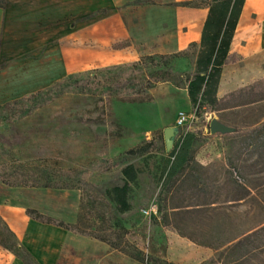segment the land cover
<instances>
[{"label": "rangeland", "instance_id": "374dc122", "mask_svg": "<svg viewBox=\"0 0 264 264\" xmlns=\"http://www.w3.org/2000/svg\"><path fill=\"white\" fill-rule=\"evenodd\" d=\"M176 6L174 0H0V106L49 89L52 98L60 92L69 93L71 89L67 86L58 87L69 75L136 62L149 54H177L171 60L176 81L192 74L196 49L177 47ZM113 16L123 18L132 39L111 45L96 41L98 37L103 39V24ZM245 20L252 35L239 47L232 48L241 59L224 69L222 87L231 94L256 84L254 90L221 101L217 110L197 112L190 104L186 88L166 82L151 90L153 100L149 103L111 101L110 116L104 126L76 124L75 133L68 137L59 129L57 136L51 135L49 141L53 148L65 152V169L74 168L66 174L79 189L11 188L0 184V216L7 226L13 231L8 211L22 212L25 224L32 225L34 220L26 216L29 209L48 219L75 224L84 203L80 230L94 231L101 227L97 215L111 212L125 229L112 230L120 234L118 238L112 235V239L144 261L90 236L70 234L74 241H80L77 251L80 264H264V247L240 263L234 261L242 250L235 254L225 251L226 247L216 250L227 239L264 222V0L249 1ZM186 52L188 56H181ZM250 101L254 102L241 105ZM181 113L188 117L183 127L178 125ZM213 119L234 131L212 135ZM109 122L124 128L121 138L115 137L116 128ZM168 128L174 130L173 147L192 137V156L201 165L208 164L207 182L218 197V206H209L206 211L203 204L210 205L215 196L192 200L191 206L200 204L202 209L199 213L191 210L179 227L182 232L163 217L167 206L159 183L163 161L170 152L164 137ZM104 134L108 148L105 154H100L103 144L94 135ZM248 142L258 146L246 152L243 145ZM146 144H151V151L138 156L128 154L129 150ZM237 155L241 156L239 166L248 175L253 189L251 197L239 203L233 201V186L224 172L227 160L236 161ZM129 164L140 170L138 183L133 186L130 212L118 214L109 203L100 205L90 199L105 200L107 189L121 186V169ZM108 166L111 169L105 171ZM154 207L157 213L153 212ZM114 222L107 221L104 228L109 231ZM35 225L39 234L62 240L54 228V232H45L41 222ZM180 232L195 241L182 237ZM24 235L21 240L13 241L0 224V241L12 249L0 245V264L13 261L14 264H70L71 238L69 242L64 239L57 243V246L65 245V249L55 250L53 244L42 255L37 252L39 245L33 247Z\"/></svg>", "mask_w": 264, "mask_h": 264}, {"label": "trees", "instance_id": "16d2710c", "mask_svg": "<svg viewBox=\"0 0 264 264\" xmlns=\"http://www.w3.org/2000/svg\"><path fill=\"white\" fill-rule=\"evenodd\" d=\"M246 1L194 0L188 3V5L207 8L208 15L200 42L190 45L191 48L196 49L194 71L177 81L173 78L171 68V60L178 57L177 54L172 56L149 54L142 56L136 62L69 75L61 80V83L58 82L60 83L58 87L67 86L71 89L69 93L60 92L52 98L51 89H49L43 93L39 91L12 103L1 105L0 184L11 188L79 189L66 174L72 172L74 168L65 169L63 165L64 159L67 158L64 155L65 152L60 148H53L49 140L51 135L57 136L59 129H61L60 132L63 133L64 137H68L75 133V126L78 124H86V126L106 125L105 119L110 116L109 104L113 100L128 104L149 103L153 100L152 89L162 83L173 82L176 87L187 89L192 108L200 112L208 109L217 110L221 101L254 90L256 84L239 89L224 97L223 100L218 99L217 96L224 66L235 64L241 59L238 53H231V45ZM181 56H188V52ZM83 101L85 103L82 105ZM253 102L250 101L241 105L244 106ZM226 108L229 107H224V109ZM69 123H73L72 127H69ZM109 124L116 128L115 137L121 138L124 128L113 122H109ZM94 138L101 140L103 145L99 149V153L105 154L108 148L106 134L94 135ZM192 143V137L177 142L170 150L168 159L163 161L160 170L163 190L167 189L168 191L169 185H173L184 174V178L192 190L190 192L192 200H199L200 196L208 198L211 195L218 199L214 187L207 182L208 174L206 171L208 168L203 167L192 156ZM255 146L258 144L248 142L243 145V148L246 152H250ZM151 149V144H146L129 150L128 154L138 156L151 151ZM239 162L240 158H237L236 161L231 158L228 159L224 172L227 181L233 186L232 190L235 195L233 201H246L252 195V186L246 177L247 175L243 174ZM109 169H111L110 166L106 167L105 171ZM121 174L123 184L107 189L105 200H96L92 197L90 199L100 205L109 203L116 213L125 214L132 210L130 200L133 186L138 183L140 170L129 164L121 169ZM220 193L218 195H221ZM164 195L166 197V194ZM213 199L210 205L203 204L204 211L214 203ZM84 200L83 197L82 202ZM198 205L200 206V204ZM205 205H207L206 208ZM84 207L85 205L82 203L81 213L75 224L48 219L33 209L27 210V215L37 221L54 224L80 235L90 236L108 244L112 249L120 250L136 260L144 261L142 257L128 253L120 241L112 239L117 228L118 231H125V229L119 226L116 217L111 212L97 215V222L100 221L101 227L94 229V231L80 230V223L84 218V214H82ZM201 209L202 206L200 209L194 208L192 210L199 213ZM107 215L109 216L108 219H106ZM163 217L168 222V213H165ZM107 221H115L110 226L109 231L104 228ZM0 224L6 228L9 238L17 241L15 234L1 216ZM112 230L114 231L112 232ZM119 235L118 233L115 236L118 238ZM263 244L264 222L227 239L216 250L226 247L225 251L232 254L242 250L243 252L234 261V263H240L248 255L261 250L264 247ZM0 245L7 250H12L2 241H0ZM165 264L170 263L166 262Z\"/></svg>", "mask_w": 264, "mask_h": 264}, {"label": "crops", "instance_id": "0c3cea01", "mask_svg": "<svg viewBox=\"0 0 264 264\" xmlns=\"http://www.w3.org/2000/svg\"><path fill=\"white\" fill-rule=\"evenodd\" d=\"M174 1L177 4L174 10L175 11L174 13L176 15V24H177V30H178V46L177 47L179 50H182V49L188 48L192 43L200 42L203 26H204L205 20L208 15V9L203 6H198V5L197 6L196 5L183 6V4H188L189 2L194 1V0H174ZM196 23L198 24L196 25ZM103 33H104L103 39L98 37V39L96 40L97 38L96 32L93 33V39L99 42L103 41V43L107 45H111L116 42H125V41H129L132 39L131 33L125 21L123 20L121 16H113L112 18H110V20L106 21L103 24ZM232 48L233 47L231 45V53H234L232 51ZM230 65H233V64H230ZM230 65L224 66L223 73H224V69ZM223 73H222L219 88H218V93H217L218 98H221V97L223 98L225 95H228L230 93V92L229 93L226 92V88L224 86L222 87L223 80H224ZM5 77L6 76L4 75V77L2 78L3 81ZM237 158H241V156L237 155ZM194 159L199 164H203L199 162L195 157ZM202 166L207 167L208 164H204ZM184 177H185L184 174L181 175L180 178H178L174 182L173 185H169L168 191L167 189L163 190L162 182L159 183L160 191L163 194H166V197H164V201L167 206L168 224L173 227H177L179 231L181 232L182 230L179 227H181L184 224L185 219L187 218L188 215H190L189 212L194 208L195 209L201 208V206L199 205L194 206V207L191 206L192 199L190 196V192L192 190L190 188V185L188 184V181ZM252 190L253 189H251V192ZM242 201L244 202L245 200H237L235 202L239 203ZM213 202L214 203L211 206L213 208H216L218 206V201L216 197L215 199H213ZM206 207L207 205H205V208ZM8 213H9V217L11 218V222H13V225H14V229L13 231L12 230L11 231L15 234L17 240H21L22 239L21 237L25 234L24 238L26 242L28 243L30 241V244L33 247L35 245H39L37 252L38 251L41 252L42 255H43V250H50V247H52L53 244H56V246L54 247L55 250L65 249V245L57 246V243L58 244L60 243L61 238H58L57 239L58 242H55L57 240H55L56 238L54 236H49L48 234L47 236H43V233L39 234L38 227L35 224L40 221H37L32 218L34 220L33 221L34 223L32 225H26L25 218L22 212L8 211ZM26 216L28 215L26 214ZM16 220L19 221L18 225L16 224ZM41 223L43 224V231L54 232L52 231L54 228V230H57L58 234L62 237V240L65 239L67 241V240H70L69 238L72 239L71 241L73 242V245H72L73 248L71 250L72 252L70 253V256L68 255V258L70 260V264H80V257H79V254L77 253V251L80 249V241L77 239H75L74 241V239L70 235V234H77V233L71 232L67 229H64L54 224H47L43 222ZM177 228H175V230ZM181 236L184 238H188L191 241H195L184 233H181ZM11 264H14V261Z\"/></svg>", "mask_w": 264, "mask_h": 264}, {"label": "water", "instance_id": "95a60500", "mask_svg": "<svg viewBox=\"0 0 264 264\" xmlns=\"http://www.w3.org/2000/svg\"><path fill=\"white\" fill-rule=\"evenodd\" d=\"M234 131L233 128L219 122L217 119H213L210 122V132L212 135L215 134H229ZM174 136V130L172 128H168L164 131V137H165V143L166 148L168 151H170L173 147V138Z\"/></svg>", "mask_w": 264, "mask_h": 264}, {"label": "bare ground", "instance_id": "6f19581e", "mask_svg": "<svg viewBox=\"0 0 264 264\" xmlns=\"http://www.w3.org/2000/svg\"><path fill=\"white\" fill-rule=\"evenodd\" d=\"M249 1L247 0L245 3V7L243 10V13L241 15V20L240 23L237 27L234 39H233V43H232V47L236 48L239 47L241 45V43L249 36L252 35L251 30L246 26V20H245V16L248 10V5H249ZM250 41V40H249Z\"/></svg>", "mask_w": 264, "mask_h": 264}, {"label": "built area", "instance_id": "2783aa9c", "mask_svg": "<svg viewBox=\"0 0 264 264\" xmlns=\"http://www.w3.org/2000/svg\"><path fill=\"white\" fill-rule=\"evenodd\" d=\"M187 119H188V117L186 115H184L183 113H181L180 116H179V119H178V125L180 127L185 126L186 123H187ZM153 210H154L153 211L154 213H157V208L156 207H154Z\"/></svg>", "mask_w": 264, "mask_h": 264}]
</instances>
